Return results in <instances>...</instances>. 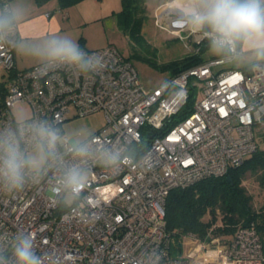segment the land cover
Instances as JSON below:
<instances>
[{
    "label": "built area",
    "instance_id": "built-area-1",
    "mask_svg": "<svg viewBox=\"0 0 264 264\" xmlns=\"http://www.w3.org/2000/svg\"><path fill=\"white\" fill-rule=\"evenodd\" d=\"M9 9V0H0ZM166 8L156 15L163 18ZM168 33L198 46L200 35L182 34L172 19ZM16 29L0 43V69L8 73L0 104V133L16 132L25 154L37 147L29 126L46 123L60 142L39 171L24 168V182L6 188L0 179V244L10 255L11 238L30 234L42 264H264V248L253 227L209 241L186 237L180 256L170 255L164 207L169 193L225 176L257 149L255 126L264 125V63L226 69L231 61L212 57L146 88L134 66L115 47L81 48L99 55L101 71L81 75L59 64L15 68ZM192 96L189 113L181 118ZM200 95L202 97L200 98ZM29 116L17 120L19 104ZM103 112L105 127L89 136L94 153H120L116 165L95 156L77 157L62 126L70 118ZM82 142V141H81ZM84 170L77 194L65 187L68 169ZM67 196L72 201H67Z\"/></svg>",
    "mask_w": 264,
    "mask_h": 264
},
{
    "label": "clouds",
    "instance_id": "clouds-1",
    "mask_svg": "<svg viewBox=\"0 0 264 264\" xmlns=\"http://www.w3.org/2000/svg\"><path fill=\"white\" fill-rule=\"evenodd\" d=\"M180 14L193 33L208 41L211 54L253 67L264 63V0H182ZM21 15L19 9H0V43L7 39ZM17 51L26 52L42 63L72 68L81 75L102 70L99 55L86 56L79 44L67 35L51 36L38 44H18ZM29 128L38 145L31 159L37 160L41 150L55 155L60 142L57 131L43 122ZM71 147L73 153L84 160L95 156L104 165H116L120 160L118 151L103 149L96 154L86 141ZM27 163L18 134L12 131L0 133V179L6 188L23 184ZM83 181L82 168H71L64 174L63 183L73 195L78 193ZM9 247L10 255L0 244V264H42L30 234L18 231L11 238Z\"/></svg>",
    "mask_w": 264,
    "mask_h": 264
},
{
    "label": "rangeland",
    "instance_id": "rangeland-1",
    "mask_svg": "<svg viewBox=\"0 0 264 264\" xmlns=\"http://www.w3.org/2000/svg\"><path fill=\"white\" fill-rule=\"evenodd\" d=\"M12 1L14 0H9L11 7ZM54 1L49 0L41 4V7H47ZM121 1L80 0L68 7L61 8L66 14H70L74 21L78 22V27H74L62 35L71 37L78 44L79 42H84V48L87 50H98L108 46L115 47L131 62L138 73L141 83L146 88L159 86L170 77V73L162 70L161 67L191 55L185 44L190 49H195L198 46L193 44L190 39L182 40L168 33L165 28L167 27L166 22L162 18L158 19L153 13L154 2L151 0H147L145 3L139 30L133 33L124 31L118 26L116 21V14L121 9ZM45 10L48 12L52 11L50 7ZM205 42L202 43L201 48L204 47ZM19 55L20 52L17 51V58ZM201 56L203 59H207L213 54L210 53L208 48L201 51ZM34 60L37 59L31 57L28 62L31 63ZM32 66L21 67L19 62H15L17 70L27 69ZM7 80L8 73L0 69V98ZM201 97L202 95H200ZM29 113V107L24 103L17 105L13 110L17 120L27 118ZM105 124L103 112H95L84 117L70 118L63 124L62 130L67 137L81 142L99 132L105 127ZM254 131L257 147L264 149V125L255 126ZM37 147L29 150L25 156L28 160V168L34 171L41 170L46 162V154L43 150H41L37 160L33 161L31 159L32 153ZM242 185L248 194L251 195L254 208L256 210H264V186H261L256 177L250 173L244 175ZM66 198L68 202L72 201L71 196ZM218 224L214 225L218 226Z\"/></svg>",
    "mask_w": 264,
    "mask_h": 264
},
{
    "label": "trees",
    "instance_id": "trees-1",
    "mask_svg": "<svg viewBox=\"0 0 264 264\" xmlns=\"http://www.w3.org/2000/svg\"><path fill=\"white\" fill-rule=\"evenodd\" d=\"M49 0H35L39 5ZM60 8L68 7L80 0H57ZM147 0H122L116 21L124 31L137 32L141 25ZM2 9V8H1ZM140 14V15H139ZM208 41L200 48V54L189 55L163 67L173 77L186 69L203 62L201 51L208 49ZM2 89L0 104L4 97ZM192 94L186 107L177 118L189 113ZM255 176L264 186V149H257L244 160L241 166L230 169L225 176L202 180L185 189L171 191L164 207L166 230L170 236V255L177 257L182 252L186 237L209 241L214 236H231L237 227H253L264 248V210H256L252 197L242 185L245 174ZM230 177V181L226 178ZM207 218L206 220H204ZM219 223L218 226L214 224Z\"/></svg>",
    "mask_w": 264,
    "mask_h": 264
},
{
    "label": "crops",
    "instance_id": "crops-1",
    "mask_svg": "<svg viewBox=\"0 0 264 264\" xmlns=\"http://www.w3.org/2000/svg\"><path fill=\"white\" fill-rule=\"evenodd\" d=\"M153 4V13H159L160 8H166L163 20L172 19L175 28L182 34L186 36L189 34L190 28L187 26L186 21L180 14V9L182 8V0H151ZM12 7L9 4V11L19 9L22 13L18 23L15 24L17 45L27 46L30 44H38L45 39L55 36L66 34L68 30L78 27V22L74 21L70 14H66L64 10H61L58 1H54L47 7L52 9L51 12L46 11V6L37 4L35 0H14L12 1ZM41 7V8H40ZM2 5L0 3V9ZM193 43V42H192ZM86 44V43H85ZM17 45L15 48V62H19L21 67L36 66L42 62L39 60H34L31 63L28 62L30 55L26 52L20 53L17 58ZM79 46L84 48V42H79ZM85 49V48H84ZM217 57L216 55L211 56ZM209 59V58H207ZM204 59V60H207ZM233 63V64H232ZM32 66V67H33ZM252 65L248 63H234L229 62L224 66L226 69H236V70H247ZM31 68V67H30ZM28 69V68H27ZM24 70V69H23Z\"/></svg>",
    "mask_w": 264,
    "mask_h": 264
},
{
    "label": "water",
    "instance_id": "water-1",
    "mask_svg": "<svg viewBox=\"0 0 264 264\" xmlns=\"http://www.w3.org/2000/svg\"><path fill=\"white\" fill-rule=\"evenodd\" d=\"M226 180H227V181H230V177H227Z\"/></svg>",
    "mask_w": 264,
    "mask_h": 264
}]
</instances>
